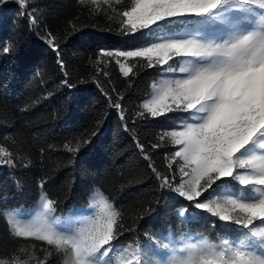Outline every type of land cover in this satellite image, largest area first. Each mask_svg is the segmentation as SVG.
Here are the masks:
<instances>
[{"label":"snow or ice","instance_id":"snow-or-ice-1","mask_svg":"<svg viewBox=\"0 0 264 264\" xmlns=\"http://www.w3.org/2000/svg\"><path fill=\"white\" fill-rule=\"evenodd\" d=\"M106 2L110 7L104 14L109 19L118 18L116 34L120 36H135L166 18L200 19L195 30L141 42L130 49H103L94 54L91 62L101 68L104 76L111 75L108 65L114 62L123 76L129 77L132 69L122 61L130 58L137 63L142 59L144 66L167 75L152 85L154 94L144 100L134 118L125 114L122 96L113 99L103 84L98 88L108 108L117 111L121 128L132 136L158 186L210 214L211 228L217 227L218 220L223 227L238 226L241 234L237 241L219 237L216 244L206 237L192 240L185 236L180 241L169 236L168 243H163L147 234L148 244L135 241L118 251L120 237L134 231L123 222V212L102 197L94 214L70 221L66 230H59V201L43 190L46 181L42 179L39 211L34 219H10L14 235L46 242L52 249L49 255H69L71 264H99L105 258L108 264H264V0H130L124 4L116 0L115 5L112 0ZM19 3L23 7L25 0ZM92 14L101 12L95 10ZM21 15L55 54L56 64L64 72L63 85L75 87L67 78L61 41L81 31L84 25L73 18L61 32L42 24L39 17L26 10ZM11 51L8 46L0 47L3 54ZM177 112L185 114L178 126L161 130L147 144L138 139L137 120ZM102 123L97 121L79 137L70 139L64 145L66 151L76 154L89 145ZM169 144L175 146L164 157L169 163L159 170L153 153ZM0 156L4 157L0 163L16 167V157L7 148L0 147ZM226 180L250 190L248 197L210 198L214 186ZM96 191L94 187L93 193ZM187 212V207H181L176 215L187 218ZM0 264L19 262L0 258ZM36 264L42 262L37 260Z\"/></svg>","mask_w":264,"mask_h":264},{"label":"trees","instance_id":"trees-1","mask_svg":"<svg viewBox=\"0 0 264 264\" xmlns=\"http://www.w3.org/2000/svg\"><path fill=\"white\" fill-rule=\"evenodd\" d=\"M129 2L120 0L121 4ZM109 7L106 0H25L23 7L19 0L0 2V47L12 49L9 54L0 52V147L16 157V167L0 164V258H15L19 264H36L37 260L71 264L69 255H49L52 249L46 242L15 236L1 211L32 207L40 195L42 179L46 181L43 190L59 201L60 216L88 205L93 188H97L113 208L124 213L125 225L134 229L120 237L118 246L135 241L145 244L147 234L154 238L168 233L204 235L211 241L238 236L233 225L223 227L218 220L217 227L211 228L210 214L160 188L132 136L121 128L117 111L108 108L98 85L103 84L113 99L122 96L125 114L134 118L161 73L135 58L122 61L132 69L129 77H124L114 62L108 65L110 76L93 65L91 58L103 49H130L150 37L147 29L131 37L117 35L118 18L104 14ZM25 10L53 30L65 31L73 18L84 25L61 41L67 78L75 87L63 85L64 72L56 64L55 54L29 27L21 15ZM95 10L101 14L93 15ZM111 14L115 16V12ZM184 115L177 112L137 120L135 134L147 144L161 130H171ZM97 121L103 123L92 142L76 154L68 153L64 145ZM174 147L169 144L153 153L159 170L167 168L169 161L164 157ZM219 186L239 188L232 180L218 182L214 190ZM181 207L188 208L187 218L176 215ZM144 209L151 210L146 214Z\"/></svg>","mask_w":264,"mask_h":264},{"label":"rangeland","instance_id":"rangeland-1","mask_svg":"<svg viewBox=\"0 0 264 264\" xmlns=\"http://www.w3.org/2000/svg\"><path fill=\"white\" fill-rule=\"evenodd\" d=\"M249 18H251V14H249ZM199 18H194V17H174V18H166V20L158 22L157 25H153L150 29H147L149 31L150 37L147 40V42H151L157 38L163 39L166 37L174 36L176 34H184L189 30H195L197 25L200 23ZM247 22V21H246ZM145 42V43H147ZM168 78L165 73L161 71L159 77L156 79L155 82L152 83H158L161 79ZM150 88V91L145 97L143 98V102L146 99H150L151 96L154 94V89ZM182 121L177 123L175 126H178ZM3 160V156H0V161ZM1 164V163H0ZM235 182V181H234ZM97 189V188H96ZM98 190V189H97ZM250 190L244 189L242 190L239 186L237 189H233L229 186H219L217 190H214V195L210 198L215 199L217 195L223 196V195H233V196H240L241 198H247ZM175 195H178L174 193ZM40 196V195H39ZM104 197L99 190L96 191L95 193L92 192L90 202L86 206H81L76 208L73 212L66 216H61V222L57 225L59 230H66V225L70 221H74L77 218L83 217L84 212H86L87 209H90L94 205L98 204L100 199ZM39 197L36 200L35 204L32 207H15V208H6V209H1L3 212L4 216L6 219L9 221L10 219L12 220H17V221H25V220H30L34 219L36 216V213L39 211ZM234 226V230L238 232V236L241 234V230L239 229L238 226ZM171 236L174 240L180 241L182 236L185 237H190L192 240H196L198 237H206L204 235H192V234H183L180 236H173L171 233L164 234V235H159L155 239L161 240L163 243H168V237ZM238 236L235 238H230V237H225L229 238L230 240L237 241ZM207 238V237H206ZM207 240L213 244L219 243L218 241H211L207 238ZM133 243H128L124 246H117L118 251L127 248L128 245H131ZM148 244V241L144 244ZM150 258L153 259H158L159 257H154L150 256ZM99 264H108V259L105 258L104 261H100Z\"/></svg>","mask_w":264,"mask_h":264},{"label":"built area","instance_id":"built-area-1","mask_svg":"<svg viewBox=\"0 0 264 264\" xmlns=\"http://www.w3.org/2000/svg\"><path fill=\"white\" fill-rule=\"evenodd\" d=\"M95 211H96V207H95L92 211L87 212V213L85 214V216H87V215H92V214H94Z\"/></svg>","mask_w":264,"mask_h":264}]
</instances>
